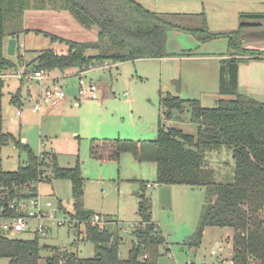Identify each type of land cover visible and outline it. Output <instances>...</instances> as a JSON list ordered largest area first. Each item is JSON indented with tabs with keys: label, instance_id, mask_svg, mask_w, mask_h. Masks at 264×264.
I'll return each mask as SVG.
<instances>
[{
	"label": "trees",
	"instance_id": "obj_1",
	"mask_svg": "<svg viewBox=\"0 0 264 264\" xmlns=\"http://www.w3.org/2000/svg\"><path fill=\"white\" fill-rule=\"evenodd\" d=\"M48 3L52 10L67 11L80 25L96 27V39L76 42L33 30L34 34L42 35L52 43L66 46L68 51L66 54H57L51 49L40 51L27 64V73L40 70L66 73L75 69L80 74L104 63L173 57L166 47L170 31L190 35L199 43L215 39L228 41V51L219 61V98L214 107H202L199 100L161 94L154 140L93 138L89 154L99 162L119 163L122 154L128 152L138 162L148 161L155 165V184L158 186L205 188L207 197L197 229L184 245L198 248L208 227L229 228L233 232L231 264H264V102L238 91V65L264 55L242 47L245 30L260 28L264 14L242 13L237 30L212 34L204 27L181 28L167 15L150 12L133 0H48ZM29 7L30 0H0V76L22 64L21 56L15 63L6 56L5 50L8 39H15L17 45V37L30 32L22 27V16ZM88 51L92 53L88 54ZM4 86L5 80L0 77V147L12 143L26 153L27 159L24 166L14 171L0 172V209L7 213L8 203L35 198L40 183L66 180L70 183L73 211L68 213L61 202L58 203L59 210L82 226L80 233L84 241L94 245L95 254L92 258L82 259L67 250L40 246L37 233L31 239H20L9 237L0 230V259H7V264H40V252L46 250L51 254L45 258V264H156L157 250L164 240L152 220V203L145 194L147 184L138 183L139 225L131 234L134 241L127 258L121 259L119 230L114 233L111 227H106L99 231L90 225L93 213L84 207L85 179L79 164L62 168L54 151L43 150L35 155L20 139L4 132ZM9 104L20 107V89L11 94ZM185 113L196 127L195 135L164 126V121H181V115ZM222 147L231 149L234 161L233 181L229 184L215 182L214 171L205 163L208 152ZM113 222L116 225V221Z\"/></svg>",
	"mask_w": 264,
	"mask_h": 264
},
{
	"label": "rangeland",
	"instance_id": "obj_2",
	"mask_svg": "<svg viewBox=\"0 0 264 264\" xmlns=\"http://www.w3.org/2000/svg\"><path fill=\"white\" fill-rule=\"evenodd\" d=\"M133 1L150 12L167 15L170 21L181 28L204 27L212 34L233 32L238 28L240 14L259 13L264 8V6L252 5L251 0ZM32 14L33 16L29 19L26 18L27 29L58 34V36L61 35L65 39L76 42L96 39L98 32L96 27L87 28L80 25L67 11L60 12L61 16L57 17L63 22L51 19L47 14L41 16L38 12ZM262 29L264 31V25ZM21 34L17 37L14 55H8L7 49L5 50L6 56L15 63L18 56L22 57L24 54L22 63H30L43 50L51 49L57 54H66L68 51L66 46L52 43L49 39L34 34L32 31ZM182 40L185 45L189 44L187 39ZM87 53L91 54L92 51ZM163 67L165 68V65ZM18 69L17 64L16 70ZM161 69L158 59H147L134 63L124 62L117 68H112L110 73L89 72L82 84L81 79L76 76V71L69 70L66 72L69 77L62 86L68 98L67 108L60 110L59 114L46 118L41 125L39 115H27L26 113L29 110L26 104L28 99L26 84L24 82L21 84L20 80L12 77L5 81L2 104L6 106L11 94L20 87L24 104L21 107L22 116L18 117L14 114L15 110L20 107L8 104L11 110L3 113L2 126L5 132L12 134L16 139L26 138L27 141L24 144L35 155L43 150H53L60 167L73 168L75 164H79L81 174L85 179L84 207L92 213L101 214L103 218L110 216L116 221V225L110 229L115 231L114 233L119 230L117 233L122 239L119 246L121 259L127 258L128 250L134 241L131 234L139 225L137 205L140 189L138 183L144 182L145 185L151 186L146 188L145 194L150 197L152 220L161 231L164 240L157 250L156 264H222L217 262L221 258H223L221 262L225 264L228 262L226 258L229 259L232 256V247L227 246L229 240L231 243L233 235L229 228L208 227L204 230L198 248H189L184 245L197 229L207 197L205 188H190L181 185L158 186L155 184V165L148 161L138 162L128 152L122 154L119 163L99 162L92 159L89 154L93 138H120L133 141H149L156 138L159 96L171 92L168 89L169 75L164 69L161 73ZM103 76L110 86L108 97L106 96L107 98L103 100L100 98L79 99L78 105H75L73 97H77L78 86L80 84L84 86L89 77L95 79ZM124 92L129 95V100L123 97ZM181 117V123L172 119L164 121L163 124L165 127L177 128L186 134L195 135L196 127L189 122V114L185 113ZM26 159V153L12 143L0 147V172L14 171L18 166H24ZM205 163L214 171L215 182L232 183L234 161L230 148L222 147L219 150L208 152ZM46 175L49 176V174ZM38 195L52 200L54 207L57 208V219L61 220L63 217L68 219L69 217L68 214L59 210V202L68 213L73 211L70 183L66 180L40 183ZM38 232L23 233L17 238L31 239L37 233L40 246L47 245L67 250L82 259L92 258L95 254L94 245L84 241L81 233L74 234V229L70 224L58 227L51 223L43 234ZM50 254L49 251L41 250L40 264H45V258ZM7 263V259H0V264Z\"/></svg>",
	"mask_w": 264,
	"mask_h": 264
},
{
	"label": "crops",
	"instance_id": "obj_3",
	"mask_svg": "<svg viewBox=\"0 0 264 264\" xmlns=\"http://www.w3.org/2000/svg\"><path fill=\"white\" fill-rule=\"evenodd\" d=\"M30 3H31L30 7L24 11V14L22 16V24L24 30H30L27 29L26 27V23H27L26 18L29 19L30 16H33L32 13L34 12H38L40 14L39 16H41L42 14H47L50 16L51 19H54L58 22H63L62 19H57V17L61 16L59 14L62 11L52 10L48 6V0H30ZM251 3L252 5L264 6V0H251ZM259 14H264V8L261 10V12H259ZM263 25H264V21L262 22V26L260 28L245 30L246 35L242 42V47L244 49L258 51L264 54V31H262ZM182 39H187L189 44L185 45ZM9 40L10 39H8V41ZM94 40H90V41H94ZM8 41L6 42V46L8 44ZM166 47L168 53L174 55L173 57L158 59L162 67L161 73L164 69V71H166V73H168L169 75L168 79L170 82L168 83V89H170L171 92H166V93L177 95L180 99L183 100H199L201 106L205 108L214 107L217 99L219 98L218 96L219 61L222 58V56L225 55L228 51V41H226V39H215L206 43H199L196 40H194V38L190 35L181 32L170 31L167 33ZM24 57L25 54L24 56H22V59ZM141 60L143 61L147 59H141ZM141 60H136V61L139 62ZM27 64L28 63L23 62L19 66V69H24L23 71L26 72L27 70L25 66ZM120 65L121 63L113 66L112 68L114 67L117 68ZM164 65L165 68L163 67ZM112 68H110L109 70L100 67L90 68L89 70L82 72L80 74L77 73L75 69L74 70L76 71V76L78 77V79H81V84H82L85 81L86 75H88L89 72L92 73L95 71H102V72L110 73L111 72L110 70ZM47 76L55 81H59L62 84V86L66 83L67 77H69L68 75H66V73H60L58 71L49 72L47 73ZM105 79H106L105 76L95 79L89 77L87 82L84 83V86L79 85L76 93L77 97H73V101H75V105H78V100L80 99L78 98V92L80 89L83 88L92 89L91 91L86 92V99L100 98L101 100H103L106 96L108 97V93H110V86L106 83ZM23 82L26 84L27 95L36 94L39 92V87H36L37 84L35 85L34 82L21 81L20 83L22 84ZM49 82L51 81L48 80V83ZM32 84H34L33 87ZM17 89H20V87ZM238 91L258 101L264 102V55L255 59L246 60L238 65ZM124 94L127 93L124 92L123 97H125L126 100H129V95L127 94L125 96ZM22 101L23 99L21 97V102ZM8 104L6 106H3L5 113H8L11 110ZM67 105H68V98H66L64 102H62L61 104L55 107L43 109L38 114L31 113L30 109L26 113L27 115H39V118L41 119L40 122L41 125L46 118L50 117L51 115L59 114L60 110L63 111L64 109H66ZM22 106L23 105L20 104V108ZM159 113L160 111H158V116ZM177 122L181 123L182 121H177ZM20 141L21 143H25L27 139L22 137ZM93 214H99V213H93ZM107 219L113 221V218L110 216H108ZM231 245L232 243H230L229 240L227 246H231ZM220 249L221 251H224L222 250V248ZM231 257L229 259L226 258L228 262H226L225 264H231ZM222 259L223 258L219 259L217 262L223 264V262H221L223 261Z\"/></svg>",
	"mask_w": 264,
	"mask_h": 264
},
{
	"label": "built area",
	"instance_id": "obj_4",
	"mask_svg": "<svg viewBox=\"0 0 264 264\" xmlns=\"http://www.w3.org/2000/svg\"><path fill=\"white\" fill-rule=\"evenodd\" d=\"M115 65L117 64L104 63L97 67L109 70ZM23 70L18 69L13 73L3 74L0 77L5 81L14 77L20 81L34 82L38 85V93L27 95L26 104L29 106L31 113L38 114L43 109L55 107L66 100L62 84L59 81L49 78L47 73L42 70L35 73H27V71L24 72ZM48 80L51 82L48 83ZM91 90V88L80 89L78 98L86 99V92ZM124 95L126 96L127 94ZM21 104L24 105L23 101ZM21 114L22 109L18 108L15 115L20 117ZM146 187L150 188L151 186L147 185ZM7 209V213H3L4 209H0V230L9 237H17L23 233H35L38 231H40V234H43L51 223L58 227L70 224L76 235L81 231L80 224L69 217L68 219L65 217L61 220L57 219V208L54 207L52 200L43 198L40 195H37L35 198L12 201L7 204ZM90 225L102 231L106 227L115 226V223L110 219L103 218L99 214H93L90 219Z\"/></svg>",
	"mask_w": 264,
	"mask_h": 264
},
{
	"label": "water",
	"instance_id": "obj_5",
	"mask_svg": "<svg viewBox=\"0 0 264 264\" xmlns=\"http://www.w3.org/2000/svg\"><path fill=\"white\" fill-rule=\"evenodd\" d=\"M15 46H16V40L10 39L7 44V54L8 55H14L15 52Z\"/></svg>",
	"mask_w": 264,
	"mask_h": 264
}]
</instances>
